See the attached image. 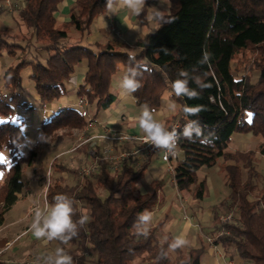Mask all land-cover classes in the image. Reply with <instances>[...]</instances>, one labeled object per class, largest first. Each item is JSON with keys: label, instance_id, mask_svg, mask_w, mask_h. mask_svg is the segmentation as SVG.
Masks as SVG:
<instances>
[{"label": "trees", "instance_id": "16d2710c", "mask_svg": "<svg viewBox=\"0 0 264 264\" xmlns=\"http://www.w3.org/2000/svg\"><path fill=\"white\" fill-rule=\"evenodd\" d=\"M64 1H24L19 15L31 31L28 39L10 35L8 27L0 30V61L4 54L14 60L4 70L0 87V224L26 196L24 168H31L38 181L45 179L35 167L40 147L59 132L71 133L87 126V112L76 107L60 109L40 124L35 145L22 153L27 139L26 115L37 109L23 92L25 70L31 69L29 78L42 107H46L67 96L74 70L88 61L77 96L87 99L94 119L116 102L113 77L119 68L128 66L129 56L135 54L138 61L152 69L151 74L144 73L142 87L133 94L137 106L147 104L156 111L168 93L170 100L181 106L180 114L173 115L170 121L184 127L188 120H198L202 127L201 139L179 140L181 157L171 173L176 190L203 200L209 195V187L199 172L219 166L230 194L213 211L216 214L219 209H229L236 217L233 223L217 225L215 244L225 250L234 249L240 259L250 264H264V186L258 189L255 182L260 176L255 167L256 155L264 156V0H168L164 16L174 18L173 22L160 24L139 39L138 53L129 52L122 41L85 42L94 20L108 12L106 0H76L69 20L57 25ZM148 8L149 1L144 15L137 17L141 26L148 24ZM71 28L80 33L79 40L72 41ZM248 50L254 55L251 65L258 75L256 82L252 75L237 78L234 67L236 56ZM41 51L47 52L46 59ZM204 52L210 53V61L200 65ZM181 69L209 85L198 98L174 95L172 82ZM190 87L197 86L190 82ZM185 106L201 110L196 115H185ZM238 133L261 136L263 141L255 150L231 152L229 145ZM157 150L154 147L139 167L124 162L115 172L111 162L97 153V173L83 176V181L73 186L67 185L62 176L50 178L47 204L57 194H66L75 202L74 219L81 214L90 217L78 237L67 245L54 240L73 257L74 264H201L203 246L188 251L183 247L169 250L173 237L163 238L162 222L150 228L147 239L137 236L133 229L137 215L144 210L152 212L159 200L158 184L146 193H141L138 186ZM57 170L71 172L61 165ZM222 230L225 231L220 234ZM162 250L168 253L164 259L159 258Z\"/></svg>", "mask_w": 264, "mask_h": 264}, {"label": "rangeland", "instance_id": "374dc122", "mask_svg": "<svg viewBox=\"0 0 264 264\" xmlns=\"http://www.w3.org/2000/svg\"><path fill=\"white\" fill-rule=\"evenodd\" d=\"M25 0H9L3 2L0 5L3 14L0 15V30H5L6 27L10 29V35H15V37H25L30 38V30L25 27L19 15V11L22 9V5ZM150 13L154 11L153 7L160 10H168L169 2L168 0H150ZM134 16L130 13V19H134ZM155 23H151V27L154 28ZM9 25V26H8ZM144 29V28H142ZM116 37L122 39L123 34L120 32L115 33ZM25 44V42H22ZM254 60V55L252 51L248 50L246 52L239 53L234 61V67L237 72V78H241L243 75H252V81L256 82L257 72H254L253 66L251 65ZM14 63L12 58H9L4 54L2 60L0 61V87L2 86V75L4 70ZM26 77L24 83V93L28 94V99L35 107H42L39 99H36V92L33 86V81L27 78V73L24 72ZM68 98L64 97L63 101H67ZM83 100L87 102L84 97ZM87 114H92V110H89L88 102L82 108ZM39 112L37 109L31 113H28L27 119L25 120L24 129L27 131V139L25 140L23 147L21 148L22 153H26L30 148H32L36 143V135L40 131V124L42 122L39 117ZM179 112V109H178ZM90 116H87V118ZM91 128L85 127L84 130H73L71 133L59 132L56 138L51 140L46 145L40 147L39 155L35 167L40 169V173L45 178L42 181H38L33 178V173L31 168L25 167L23 171V181L26 183V189L23 194L26 195L24 200L19 202L11 214H7L5 217L4 224H0V264H44L45 258L52 254L57 247H60L55 241L47 242L43 239H37L30 228V225L34 216V207L39 204L42 208L47 205L45 202V197L47 194V188L49 180L52 177H64L65 183L67 185L73 186L83 181V176L93 177L98 171V164L96 155L99 153L100 157L107 159L111 162L112 172H115L121 168L122 163L117 158L124 152H131L133 149H140L146 146L145 143L140 140H134L133 145H127L120 143L121 140H111L107 138L106 135H98L95 133L94 137L101 142L88 141L89 135L88 131ZM79 131V132H78ZM75 133V134H74ZM110 135V134H109ZM133 136V135H132ZM142 138L144 136H137ZM263 141L261 136H254L252 134H235L232 142L229 145L231 151H250L257 149V146ZM126 143V142H125ZM100 144V145H99ZM151 152L148 149L143 150L140 154L136 156V159L131 161L136 167H139L146 155ZM160 153L157 150L154 155L157 156ZM222 162V161H221ZM57 165H61L69 169L68 173H61L57 170ZM166 165V164H165ZM167 167V173L171 174V171ZM256 170L259 172L260 176L255 179L258 189L264 186V156L260 153L256 155L255 162ZM219 167L215 166L213 168H205L201 171L200 179L203 176L213 175L212 183L216 189V197L221 191L219 188L223 185L222 172L219 174L216 171ZM89 170V173L85 171ZM154 171V169H153ZM151 179V173L146 175L143 179L144 183H149ZM229 191L230 189L225 186ZM140 192L142 187H139ZM224 194V195H223ZM221 195V199L226 195L224 192ZM213 197V194L210 198ZM253 199V197H251ZM209 199V198H208ZM233 213V219L235 221L236 214L229 209H219L217 213L211 210V216L213 223L216 225L212 232L213 241L210 242V237L207 238L208 243H215L216 240V229H217V219L219 215H228ZM181 215V214H180ZM186 215H181L180 219H186ZM179 218V217H178ZM210 238V239H209ZM186 250V249H185Z\"/></svg>", "mask_w": 264, "mask_h": 264}, {"label": "crops", "instance_id": "0c3cea01", "mask_svg": "<svg viewBox=\"0 0 264 264\" xmlns=\"http://www.w3.org/2000/svg\"><path fill=\"white\" fill-rule=\"evenodd\" d=\"M5 1H7V3L9 2V0H4L0 3V5ZM147 1H149V11L147 15L148 24L146 26L140 25L137 19L138 16H134L133 20L130 19V13L125 9H121L116 14H110L108 11L94 20L90 28L91 33L85 38L86 41H84L87 44L93 43L95 41H99L101 43H105L109 40L122 41L129 47V50L127 48H124L123 50H128L132 53H138L141 50L137 45L138 40L143 38L148 32L155 31L160 26V23L155 22L150 18L151 1ZM75 2L76 0H65L60 5L57 15V25L69 20L70 9ZM23 7L24 4L22 5V8ZM165 13L166 11L163 12V15ZM2 14L3 12L0 15ZM152 22L155 23L154 28L151 27ZM119 30L124 36L122 39L116 37L115 33H119ZM69 36L71 37L72 41H76L81 38L80 33H78L74 28H71ZM40 54L43 59L47 58L46 51H41ZM84 65H86L88 68V61H83V63L79 65L73 73V75L78 77V84H72L71 80L67 84L68 93L67 96H65V98H68L67 101H63L64 98H62L60 101L54 102L46 107H37V110H40L39 117L41 118L42 122H44L49 114L57 112L60 109H64L66 107H76L81 109L85 105L83 99L77 96V90L84 82L85 73L80 75L81 67ZM124 69L125 68L123 67L119 68L117 74L113 77V91L117 96V100L110 108L99 112L98 116L94 118L96 122L95 128L86 130L88 131L89 135L88 141L93 140L95 142H101V140H98L94 137L95 133L98 135L117 133V135L143 136V133L138 129L137 121L134 119V117L138 114L140 107L137 106L134 98H122L120 96L119 89L117 88V84L123 74ZM25 72L27 73V78L30 80L29 77L31 75V69L28 68L25 70ZM28 94L29 93H24L26 97H28ZM36 99H39L37 94ZM171 103L173 102L170 100L169 94L166 93L163 97L161 108L155 111L156 118L162 121L168 128L172 123L170 118L173 115H179L181 107L180 104H175V110L170 111L167 105ZM117 112H123L125 114L114 120ZM88 116L92 117V114H88ZM120 143L133 145V141L128 140H121ZM229 151L231 150L229 149ZM201 171L199 172V177ZM220 172H222L221 177L223 179L224 185L226 186L224 172L219 168L216 173L219 174ZM150 173V182L144 183L142 180L138 185L139 187H142L141 193H146L152 188V186L158 184L157 191L159 200L156 207L152 211L153 219L150 228L156 227L160 222H162L163 226L160 232L163 235V238H165L167 235H171L174 238L181 232H184L188 243L183 248L188 251L190 248H200L201 246L204 247V254L201 257V264H250L240 259L235 253L234 249L231 248L225 250L220 244L217 245L215 243L212 244L207 242V238L210 237V235L211 237L213 236L212 232L216 226L212 220L211 210H213V208L219 205L222 201L226 200L230 194V191L222 185L219 188L221 193L219 192L218 196L216 197L217 188H215L212 183L213 175L203 176V179H206L209 187L208 197L204 198L203 200H194L190 193H181L176 190L172 175L167 173V167L162 162L160 153H158L157 156L153 155L151 157V162L148 166L146 175H149ZM224 192H226V195L221 199V195ZM212 194L213 197L210 198ZM12 211L8 212L7 214H11ZM7 214H5V216ZM180 214L184 216L186 215V219H180ZM5 216L4 218L6 219Z\"/></svg>", "mask_w": 264, "mask_h": 264}, {"label": "clouds", "instance_id": "9594fccd", "mask_svg": "<svg viewBox=\"0 0 264 264\" xmlns=\"http://www.w3.org/2000/svg\"><path fill=\"white\" fill-rule=\"evenodd\" d=\"M147 0H106V9L110 14H116L121 9L127 10L133 16L144 15ZM151 19L161 25L172 23L174 18H166L163 15L165 10L153 7ZM210 61V53L204 52L198 64L204 65ZM75 71V70H74ZM87 72V66L81 67L80 75ZM145 72L151 74L152 69L146 62L137 60L136 55L129 56V64L124 69L123 74L117 84L120 96L122 98H134L136 93L142 87V77ZM71 83L78 84V77L71 76ZM190 82L196 84V88L190 87ZM206 84L199 77H192L188 70L181 69L177 73V79L172 82V91L176 97H187L195 99L200 93L207 88ZM199 89L200 91H197ZM170 111L175 110V103L167 105ZM201 109L196 106H185V115H196ZM123 112H117L115 119H118ZM137 121L138 129L143 133L144 143L154 146L161 150L165 156L174 155L177 143L181 138L195 142L201 139L202 127L198 120H188L184 127L180 130L176 128L169 129L166 125L158 120L155 116V110L151 109L147 104L142 105L138 114L134 117ZM75 202L66 194H57L53 198L51 204L45 205L43 208L37 204L34 207V216L30 225L33 235L37 239H43L45 243L51 241H59L62 245H67L74 238L78 237L79 231L89 221L87 214H81L79 219H74L76 215ZM153 219V213L148 210L137 215L133 229L137 236L147 239L150 235V225ZM188 243L185 233L181 232L175 236L169 244V250H176L184 247ZM167 251L162 250L160 259L167 257ZM44 264H74L73 257L63 247H57L54 252L48 255Z\"/></svg>", "mask_w": 264, "mask_h": 264}, {"label": "built area", "instance_id": "2783aa9c", "mask_svg": "<svg viewBox=\"0 0 264 264\" xmlns=\"http://www.w3.org/2000/svg\"><path fill=\"white\" fill-rule=\"evenodd\" d=\"M84 101V100H83ZM84 104H87V102L84 101ZM96 122L92 117H88L87 119V127L88 128H95ZM172 128H176L178 130L182 129V125H180V123L178 121H175L171 124L169 129ZM107 138L111 139V140H128V141H134V140H140L141 142L144 143V137L142 138H138L137 136H126V135H117V133H112L110 135H106ZM146 146L140 148V149H133L131 152H124L122 153L117 160H120L121 162L126 161V162H131L133 160L136 159V156L138 154H140L143 150L148 149L149 151H152L154 146L145 143ZM160 157L161 160L164 164H166L168 166V169L171 171V173L173 172V164L178 161L181 157V152L179 149V141L177 143V147L175 149V154L174 155H168L165 156L164 153L160 150ZM86 173H89V170L85 171ZM46 202V201H45ZM47 204V202H46ZM233 213H229L228 215H219L218 219H217V223L218 224H225V223H233L235 222L233 219ZM225 230H222L220 232V234H222V232H224ZM217 238V236L215 237ZM210 239V238H209ZM213 239L211 237L210 242H212Z\"/></svg>", "mask_w": 264, "mask_h": 264}]
</instances>
